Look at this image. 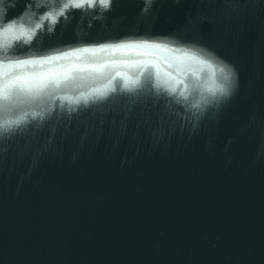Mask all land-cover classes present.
I'll return each instance as SVG.
<instances>
[{"label":"water","instance_id":"1","mask_svg":"<svg viewBox=\"0 0 264 264\" xmlns=\"http://www.w3.org/2000/svg\"><path fill=\"white\" fill-rule=\"evenodd\" d=\"M67 2L0 0L61 57L0 75V264H264V0Z\"/></svg>","mask_w":264,"mask_h":264},{"label":"snow or ice","instance_id":"2","mask_svg":"<svg viewBox=\"0 0 264 264\" xmlns=\"http://www.w3.org/2000/svg\"><path fill=\"white\" fill-rule=\"evenodd\" d=\"M97 0H68L67 3L63 4V7L60 11V13H58V15H62L63 14V10L67 9L69 6L72 7H82L84 3H87L89 6H92L94 3H96ZM99 3L104 6V7H108L110 4V0H99ZM42 19H48L51 23H55L56 22V17L52 14V13H47L45 17H43ZM36 29H39L42 27L41 23H37L36 24ZM33 34H35L33 32ZM21 35H26L25 32H23V30H21ZM30 38V37H29ZM136 48V47H141V48H158L159 45H148V44H143V45H121L118 46L117 49L115 50H120V48ZM83 52H89V51H98V50H93V49H83ZM76 53H66V56H71V55H75ZM54 59H61V57H50L48 60L46 61H33V60H20L17 61L15 64H11V65H7L4 67V69L2 71H0V75H3L6 78V83L4 85L5 88V94L7 95L8 92L11 91V89L17 87V86H21L23 87V83L27 78L23 75H16L13 70L14 69H22L25 66L28 65H32V64H40V63H50L51 60ZM44 79H46V77H44Z\"/></svg>","mask_w":264,"mask_h":264}]
</instances>
